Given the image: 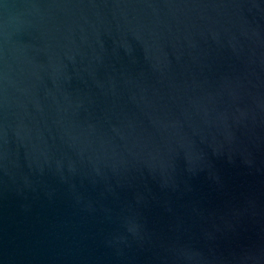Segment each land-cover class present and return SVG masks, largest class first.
<instances>
[{
    "label": "water",
    "instance_id": "1",
    "mask_svg": "<svg viewBox=\"0 0 264 264\" xmlns=\"http://www.w3.org/2000/svg\"><path fill=\"white\" fill-rule=\"evenodd\" d=\"M0 264H264V0H0Z\"/></svg>",
    "mask_w": 264,
    "mask_h": 264
}]
</instances>
